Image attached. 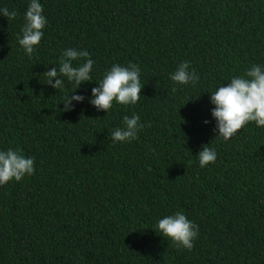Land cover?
I'll return each instance as SVG.
<instances>
[{
  "label": "trees",
  "instance_id": "16d2710c",
  "mask_svg": "<svg viewBox=\"0 0 264 264\" xmlns=\"http://www.w3.org/2000/svg\"><path fill=\"white\" fill-rule=\"evenodd\" d=\"M39 3L47 23L29 57L18 36L30 0H0L17 13L0 14V151L35 168L0 185V264H264V127L249 122L225 141L210 102L264 67V0ZM70 48L94 61L73 93L67 78L56 90L44 75ZM184 61L195 85L170 79ZM129 63L141 70L139 101L97 111L91 89ZM70 94L85 100L63 111ZM134 114L138 139L114 143ZM205 145L217 159L201 168ZM176 212L198 226L190 251L153 230Z\"/></svg>",
  "mask_w": 264,
  "mask_h": 264
},
{
  "label": "clouds",
  "instance_id": "9594fccd",
  "mask_svg": "<svg viewBox=\"0 0 264 264\" xmlns=\"http://www.w3.org/2000/svg\"><path fill=\"white\" fill-rule=\"evenodd\" d=\"M0 14L7 19H14L15 11L8 8H0ZM25 23L21 30L22 36H18V43L24 52L31 57L37 45L40 44L44 35L43 29L47 23L43 15V7L39 0H30L25 13ZM84 62L73 66V61ZM94 61L89 58L85 50L67 49L60 58V66L52 67L44 72L47 76L45 84L58 90L64 87V79L75 85L72 93L85 82H91ZM141 70L136 64L129 63L126 67L114 64L105 72L103 78L98 82V87L91 89L92 99L89 103L97 111H107L112 108L113 102L120 105H135L141 96L142 85L140 81ZM59 77V78H57ZM55 82L53 83V80ZM170 79L175 85H193L199 80L195 69L189 71L187 61L178 65L171 74ZM177 89L173 87L172 91ZM82 95H67L63 99V111L74 108L73 101L83 102ZM210 102L214 107L211 115L216 121L218 137L225 141L233 137L249 122H255L257 127H264V67L252 65L245 76L233 77L226 86H220L211 93ZM209 121H204L207 124ZM124 127L117 128L111 132L113 142H130L138 139V131L144 126L140 123V117H123ZM201 168L217 159L214 149L206 145L197 154ZM34 158H25L18 150L8 149L0 151V185L15 180L21 181L26 175L34 174ZM156 233L170 240L177 248L192 250L193 240L198 236V226L194 225L185 214L176 212L174 215L165 216L160 219L153 229Z\"/></svg>",
  "mask_w": 264,
  "mask_h": 264
}]
</instances>
